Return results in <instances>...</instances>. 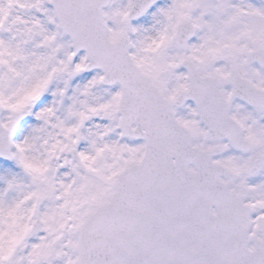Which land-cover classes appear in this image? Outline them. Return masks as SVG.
<instances>
[{"label":"snow or ice","instance_id":"snow-or-ice-1","mask_svg":"<svg viewBox=\"0 0 264 264\" xmlns=\"http://www.w3.org/2000/svg\"><path fill=\"white\" fill-rule=\"evenodd\" d=\"M0 264H264V0H0Z\"/></svg>","mask_w":264,"mask_h":264}]
</instances>
